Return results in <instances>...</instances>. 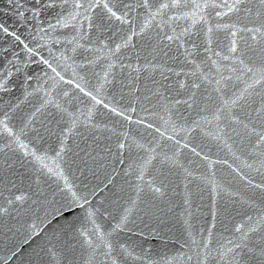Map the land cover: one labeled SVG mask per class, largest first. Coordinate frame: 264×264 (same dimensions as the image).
<instances>
[{
	"label": "snow or ice",
	"instance_id": "6c2138e0",
	"mask_svg": "<svg viewBox=\"0 0 264 264\" xmlns=\"http://www.w3.org/2000/svg\"><path fill=\"white\" fill-rule=\"evenodd\" d=\"M49 10H53L52 16L42 19V14L47 16ZM12 15L27 25L33 42L43 41L49 46V58L37 50L44 46L41 43H36L34 49L9 27L0 24V31L23 45L29 59L32 55L39 57V63L54 74L48 77L53 87L65 79L57 67L61 64L71 67L73 78L66 83L89 98L91 106L85 114L79 109L69 111L50 98L42 99L23 121V127L14 129L9 126V113L20 101L8 102V111L0 118V129L10 139L0 150H11L15 144L25 156L37 161L48 159L35 148L29 152L21 136L41 109L49 105L54 106L61 122L59 147L54 149L57 158L67 150L65 141L80 136L81 124L97 129L106 127L91 123L97 105L151 137L141 143L145 137L138 140L129 134L125 124L117 122L119 130L106 128L109 133L106 139L115 138L116 152L104 148L105 154L101 156L93 155L96 149H81L87 158L85 167H89V161L93 164L104 161L103 166L110 167L111 175H117L120 169L125 176L134 177L135 183L129 185L134 195L116 215L107 209L102 212L99 207H91L88 194L78 195L59 165L55 170L44 165L63 182L68 193L65 201L52 207L41 221L45 225L55 221L51 236L58 241L61 251L50 249L57 258L53 264H264V0L255 3L253 0H25L15 5ZM57 29L63 32L57 34ZM56 45L63 46L55 48ZM11 55L16 59L14 71L20 73L17 54ZM76 57L83 63H77ZM132 59L135 64L129 62ZM10 68L12 60L7 59L3 70L6 75L0 78V91L5 93L10 91L8 80L13 74ZM78 68L84 69L90 79L94 78L92 90H87L89 82L76 71ZM117 69H127L123 81L117 79ZM40 76H47V72ZM34 78L37 77L25 74L26 81ZM113 84L121 92L127 84L130 97L127 107H119V101L114 102L112 96H101ZM33 91L51 96L47 89ZM68 95L63 92V96ZM149 97L155 104L145 108L141 103L138 112L137 101L147 102ZM196 131L227 148L233 163L227 159L210 160L208 154L197 151L198 145L190 147L189 134ZM37 137L42 139L39 133ZM182 150L190 151L206 164L204 172L195 179L205 187L211 186V222L197 230L184 218L182 234L176 239L179 247L174 244L173 254L153 258V252L142 244L128 243L121 237L137 228V219L143 225V230L137 228L140 236L149 229L159 234L158 229L165 226L175 205L166 198L168 184L163 170L167 169L169 175L179 174L185 181L193 176L181 159ZM125 151L129 153L127 163ZM187 163L191 165L193 161ZM213 164L226 166L231 181H226L223 174L217 180ZM226 182L240 187L225 189ZM226 190L235 207L218 208V191ZM99 191L97 187L91 195ZM148 194L150 199L146 200ZM191 196L186 190L184 205H189ZM15 200L22 197L16 195ZM157 200H164L166 211L155 203ZM6 202L11 205L13 200ZM4 211L0 208V212ZM180 215L183 217L184 212ZM101 218L105 224L97 222ZM226 222H231V230L225 227ZM218 223L220 231H216Z\"/></svg>",
	"mask_w": 264,
	"mask_h": 264
},
{
	"label": "water",
	"instance_id": "95a60500",
	"mask_svg": "<svg viewBox=\"0 0 264 264\" xmlns=\"http://www.w3.org/2000/svg\"><path fill=\"white\" fill-rule=\"evenodd\" d=\"M22 2H25V0H12L11 4L9 0H0V24L9 27L10 31H15L29 47L35 49L36 43L44 45L37 50L40 52V55L47 59L49 58V46L39 40L33 42L32 37L28 34L29 29L27 25L18 17L12 15L15 5ZM253 3H255V0H253ZM52 14L53 10H49L47 16L42 14V19H47ZM41 26L43 27L44 25ZM62 32V29H57V34ZM35 35V31H32V36ZM62 46L56 45L55 48ZM12 52L17 54V59L20 61L18 65L21 68L20 73L14 71L17 65L16 59L12 58ZM7 59L12 60V68L9 70L13 74L8 80L10 91L8 93L0 91V118H3V114L8 111V107L6 106L8 102L16 103L18 100L20 101L19 106L9 113L11 117L10 127L14 129L23 127V121L34 111V107H38L42 99L47 98L68 107L69 111L79 109L80 112L86 114L87 107L91 106L90 99L79 93L73 85L66 83V81L73 78V69L71 67L65 68L62 64L57 67V71L61 72V75L65 79L53 87V82L48 77L54 74L45 65L39 63V57L32 55L29 59L28 54L23 50V45L0 31V78L6 75L3 70ZM76 59L77 63H83L79 57H76ZM25 60H28L26 65L24 63ZM129 62L135 64L134 59ZM53 66L56 67V64ZM76 71L80 75H84L85 79L88 80L87 90H92L95 83L94 78L90 79L84 69L78 68ZM91 71V69H88V72ZM42 72H47V76H40ZM116 72L117 79L123 81L124 76L127 74V69H117ZM25 74L37 78L26 81ZM143 84L144 81L141 80V85ZM37 88L50 90L51 96L45 97L44 91H33V89ZM25 92L28 93L27 96H25ZM63 92H68L69 95L65 97L63 96ZM113 93L117 95L113 96ZM127 93V84L124 85L123 92H121L118 85L113 84L105 92L101 93V96H112L113 101L116 102L118 100V106L124 108L128 106L130 99ZM176 98L180 99V97ZM69 101L71 104H69ZM107 102L105 100V103ZM155 102L151 97H149L147 102L137 101V111L139 112L141 103H143L145 108H148L149 104H155ZM49 113H52V115H49ZM140 115H143V113L141 112ZM136 118L134 114L133 120ZM33 119L34 122L24 129V135L21 136V140L28 145L29 152L35 148L38 154L44 153L48 159L37 161L30 155L25 156L24 152L15 144L11 146V150H0V208L5 209L4 212H0V264H53L57 258L52 255L50 249L55 248L56 251H61L57 246L58 241L51 236L52 230L55 227V221H52L50 225L42 224L41 221L46 212H50L52 207L65 201L68 193L64 190L63 182L49 173L44 165L54 170L56 169V165H59L64 175L68 177L69 182L73 185V190L78 195H85L87 193L91 207H99L102 212L104 209H107L112 215H116L124 202L134 195V192L129 187V185L135 183L134 177L125 176L120 169H117V175H111L110 167L103 166L104 161H98L97 164L89 161V167H85L84 161L87 158L84 156V152L81 151V149L87 150L88 148H93L96 149L93 155L99 154L101 156L105 154L103 152L104 148H110L112 152H116L115 138L112 141L106 139L109 135L106 128L116 127L119 130L117 122L126 125V122L122 118L114 116L110 111L104 109L102 105L95 106L91 123L104 124L106 127L97 129L81 124L78 129L80 136L70 137L69 140L65 141L67 150L61 153L59 158L56 157L54 149L58 150L59 147L61 122H59V116L56 115L54 106L49 105L46 109H41V112ZM126 126L128 127L129 134L136 136L138 140H140L141 136L145 137L144 140L140 141L141 143L146 142L147 139H151L147 132L137 128L136 125ZM37 133H39V137H42V139L38 140ZM180 135L178 134V138ZM189 135L191 141L190 147H197L198 145L197 151L201 152V155L208 154L209 159L213 161L227 159L230 164L233 163V160L228 155L227 148L223 145H219L200 131H196L194 135ZM9 139L7 133L0 129V146L8 143ZM97 145H99V148H97ZM128 155L129 153L125 151L124 157L126 163ZM109 159H112V157L110 156ZM181 159L189 171L193 173V176H189L187 181H185L181 175H169L167 169L163 170L167 177L165 183L168 184L166 198L175 207L172 213L168 214L165 226L158 229L159 234L153 233L149 229L145 230L143 236H140L137 228L143 230V225L137 219V228H134L132 232L124 233L121 237L123 241L128 243L142 244L145 249L153 252V258L174 253L175 249L173 245L176 244V239L182 234L184 218H188L197 230L205 227L206 223L211 222V186L205 187L195 179L196 175L204 172L206 164L188 150H182ZM188 160H192L193 163L189 165L187 163ZM197 164L200 165L199 168L196 167ZM235 166L233 164V167ZM123 167L125 166H120V168ZM213 169L217 171V180H220V175L223 174L226 181H231L230 170L226 166L213 164ZM109 177H111V183H108ZM186 184L187 189L185 187ZM97 187L100 188V191L95 196H92L91 193ZM224 187L225 189L237 190L240 186L226 182ZM186 190L192 193L189 205L183 204ZM16 195H20L22 200L16 201ZM9 199L13 200L11 205L6 202ZM145 199H150V194ZM155 203L159 207L164 208L165 211L167 210L164 200H157ZM217 207H229V209L235 207L231 204V198L227 190L223 192L218 191ZM182 211L184 212L183 217L180 215ZM81 213H83V210H81ZM220 219L221 217L218 215L217 220L220 221ZM238 220L239 218H237V222ZM97 222L101 224L106 223L103 218ZM32 225H36V227L33 228ZM225 227L231 230V222H226ZM220 230L218 223L216 231ZM33 232L36 235H33ZM72 235L73 237L76 236L75 233ZM224 235L228 236V232H224ZM68 242L73 243L75 241L69 240ZM176 247L178 248L179 245L176 244ZM76 248L79 250L78 242L76 243ZM64 255L66 259L69 258L67 257V253H64Z\"/></svg>",
	"mask_w": 264,
	"mask_h": 264
}]
</instances>
